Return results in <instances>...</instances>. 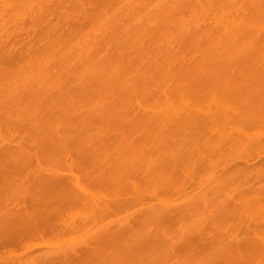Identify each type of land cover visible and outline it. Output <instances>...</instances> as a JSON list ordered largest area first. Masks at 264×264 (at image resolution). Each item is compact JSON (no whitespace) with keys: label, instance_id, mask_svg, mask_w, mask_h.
I'll return each instance as SVG.
<instances>
[{"label":"bare ground","instance_id":"obj_1","mask_svg":"<svg viewBox=\"0 0 264 264\" xmlns=\"http://www.w3.org/2000/svg\"><path fill=\"white\" fill-rule=\"evenodd\" d=\"M257 67H262V69L264 71V0H0V81H4V84H1L2 82L0 83V91H1L0 95L4 93L3 95H5L4 97H6L4 100H7V102L3 100L4 103L2 101L3 104L1 105L2 107H0V108L1 109L3 108L5 111L2 112V110H1L0 112L5 113L3 115H5V117H8V118L3 117V119H5L6 121L9 119L8 122L3 121V119H2V122L7 123L6 125H8V126H6V128L11 129L12 126H9V124H13L10 120L15 121V118H13L15 115L14 110H18L17 108H19V112H20L21 108H23L21 112L22 113H23V111L25 113L27 112L26 115H24V116L33 115L36 110L38 111V113L36 111V114H34V116L36 118V115L38 114L37 118L38 119L41 118L39 120L36 118L38 120L37 122H38L39 128H40L39 133H41L44 137L46 136L45 138L49 137L46 139L47 144L51 145V148L53 147L51 149L52 151L58 150L57 152H59V153H56L57 155H54L55 153L48 154L49 153L48 152V153H46L47 155H45L43 152V149H42L43 147L39 148L40 146L43 145L41 143L39 144V142H42L41 141V139H42L41 134L36 133L38 135H35V136H37V137H35V136H33L34 131L31 132L32 135H30V136H33L37 139V140L35 139V141L33 140L34 141L33 143H34V145L35 144L37 146L39 145L38 147L36 145L35 146H36V148H39L38 150L41 151L40 153H42V156L44 154L43 157L45 159L48 157V155L53 156V159H51V157H48L49 159H47L50 161L49 163L51 165H53L52 166L53 168L52 167L51 168L45 167L46 171H47V169H49L51 171V173L50 172L47 173V172H45L44 167H40V168H42V169H39L40 173H41V170H44V171H42L43 172L42 175H40L39 173H34L31 175L30 180L32 181V183L34 185V191L36 193L48 192L49 190L54 189L55 193H57V195H59V197H61L62 200L64 198L67 199L68 202L66 201V203L69 204L72 200H74V202H72V203H74V205H73V206H75L74 208H76V206H78L77 209L81 208L80 211L83 210L85 212V214L82 213L83 211L81 212V214H83V216H82V215H80V213L78 211V213H79L78 220L81 218V220L78 224H75L76 221L72 222L73 220L71 218L72 221L68 220L69 224L65 225L68 229L72 230L74 233H75V231H77V233H79L78 231H81L82 229H83L82 231H84L87 226L93 224V222H92L93 218L94 219L98 218V217L102 218L106 214L105 212L107 211V208L111 209L112 206L121 207L122 209H125L126 207L123 204H126L127 207L131 206L134 208V207H136V205L138 207V204L141 206V205H145L146 202H149V204L151 203L152 197L156 196V193L154 194V192H153V191H155L154 189H155L156 185H153L154 186L153 187L152 185H150V183L151 184L154 183L155 174L157 176H159L158 170L155 171L157 166L154 167V165H156V164L154 163V165H153V162L155 160L157 163V160H158L159 161L158 163H160V160H164L167 157V155L163 151L160 152V150L162 148L161 146L163 145V142H165L164 139L167 136H170L169 135L171 133L170 129L173 128L172 126L174 123L171 122L172 121V114L171 113L173 111L174 112L176 111V114L174 112H173V114H175V115L179 114L180 115V118H179V115L175 116L177 119L178 118L182 119L181 123H179L180 121L178 119L177 121H179V122L174 124L176 127L175 131L176 132L179 131L178 133L183 132L188 127L194 128V129L198 128V127H196L197 123L207 124V122H209L211 120L210 123L212 124L213 119L218 121L216 116H218L217 113L219 112V114H221V117H225V119H223V122L225 120H226L225 122H228V121H231L233 119L231 121V123L234 125V126L232 125L233 127L228 126V130L226 128H223L224 129V130H222L223 133L220 130L221 134H224L225 137H227L228 136L227 134L229 133V128H231L232 130L230 131L229 136L231 138L235 139L236 142H238V145H236V146H240L239 144H241V143H239V141L240 142L241 141L246 142V140L250 137L247 140L248 145H247V142L244 143L245 149H247V150L249 149L248 151H250V149L251 150L253 149L252 151H254L256 146L258 148V145H259V148H261L260 146H262L263 145L262 143H264V140H263L264 139V135H263L264 133L263 132L259 133L263 137H261V136L258 137V134L253 135L254 133L253 134L250 132L247 133V131L244 130L248 136V138H247V136L245 137L246 138V140H245V139H243L244 138L243 137L244 131L242 133V131H241L242 128L237 129V130L235 129L236 125L244 124V122L247 124V122L251 121L252 125H254L256 123H264V122H262V120H264V117H263V114H261V113H264V108H260L261 110L259 109L261 111V113H260L259 110H254V109H252V107H249L250 111H251V109L253 111V112L252 111L250 112L249 109H247L245 105L241 106V108H240V105L239 106L236 105L237 104L236 101H239L237 99V97L238 96L240 97L242 95V93L240 91L241 89H239L240 87H242V86L246 87L247 85H249L250 87H249L248 92L246 91V89H248V87H246V89L244 88L242 92L243 93L246 92L247 95L248 94L250 95V91L252 90L251 89L252 85L253 86L254 85L260 86L261 85V84H258V82L256 81V79L258 80V78L255 76V73H250L248 71L250 69L252 70L253 68H257ZM255 70L254 71L252 70V71L255 72ZM263 71L261 72V70L258 69V71H256V73L259 72L258 76L263 77V75H264ZM227 72H230V75H236L235 76L236 81H234L235 79L233 80L236 83L241 81L239 79H242L241 78L242 76H243V80L244 79H247V80H245L244 83H242L243 82V80H242L241 85H240V83H237L238 85L236 87L238 89L235 87V89L231 88V90H229V88L226 87L227 84L225 85L224 88L220 89V86H224V85L220 84V82L218 84L217 79H214V78L220 77V80L219 79L218 80L221 81L222 75H224L223 76V78H224L225 76H227V75H225V74H228ZM244 72L250 73V76L253 75L254 77H256V79H253V77H252V79H249V76L245 77L247 75H245ZM195 73H196L195 76L198 75L197 78L195 76H192L191 78L193 80H197L199 78L198 79L199 81L197 80L198 83L195 82L198 86H196L194 82L192 84H194V86H196V88L198 87V90H199L198 93H200L201 94L200 96H202L203 98L200 97L199 95H196V92H194L193 89L191 90L189 88V90H184L186 92L183 91L184 86H186V88H188V85H186L187 82H185V81H188V79H185V78H188L187 75H194ZM259 74H263V75H259ZM200 76L203 78H201ZM204 76L206 77V79L204 78ZM228 76H229V74H228ZM262 77H260V78H262ZM194 78H196V79H194ZM203 79L208 80L209 82L205 81ZM210 79H214L216 81L214 82V80H210ZM227 79H228L227 82H230L228 77H227ZM230 79H231V82L233 83L232 78H230ZM202 80H203V82H202ZM252 80H254L257 83L251 84ZM261 80L263 82L262 85L264 86L263 78ZM200 81L203 85H201ZM222 81L224 83V81H226V79L224 78V79H222ZM180 82H181V84H180ZM209 83H211V84H209ZM213 83H214V85H212ZM192 84L189 86L192 87ZM199 84H200V86H199ZM5 85L7 86V88L5 87ZM94 85L98 86L99 89H100V87H102V89H100V90L101 91L103 90V92H102L103 94L105 92V94L102 95L101 98L100 97L97 98L98 94H96V93L98 91V88L96 87L97 88L96 89ZM179 85H181V87ZM204 85L207 87L212 85V87H209V90L211 91V89H212V91L208 92L209 91L208 88L206 89V87ZM215 85H217V86H215ZM232 85L235 86V84H232ZM1 86L4 87L8 93L7 92L5 93V91H3V93H2L1 89L4 90V88H2ZM8 86L10 87L9 90H7L9 88ZM201 86H204L203 91H202V89H200ZM229 86H231V85H229ZM233 86H231V87H233ZM260 87L255 88V86H254V89H256V90L259 89V90H258V92L256 90L251 92L253 95H255L254 96L255 98L257 96L256 94L259 95L257 97L264 95L263 94L264 88L260 89ZM74 88L80 90L81 93H82V90H85V91H87L85 94H87L88 92H93V94H91V93H90V95L88 94L89 95L88 98H85L87 95L84 94L85 95V97H84L85 99H84L83 96L80 95V93L78 94L79 91L77 90L78 91L77 92ZM70 89H71V92H69ZM93 89H96L97 91H95ZM180 89L184 93H182L180 91ZM72 90H73L74 94L72 93ZM85 91H83V93ZM94 91H95V93H94ZM215 91H217V92H215ZM237 91L238 92L240 91V92L238 93ZM260 91L262 94L259 93ZM180 92L182 93V95ZM222 92H224V93H222ZM225 92L229 93V94L225 95ZM98 93L100 96L101 92L98 91ZM192 93H195V94H192ZM214 93L216 96L218 95V97H215ZM230 93H231V95H233L232 98L236 99L235 101L233 100L234 102L231 101L232 99H230L231 98ZM69 94H70V96H69ZM94 94H96V95H94ZM184 94H187V95L184 96ZM236 94H237V96H236ZM245 94H243V95H245ZM77 95L79 97H77ZM91 95H92V97L97 96L96 97L97 100L95 99V97L92 98ZM174 95H176V96L179 95V97H178L179 99L182 98L183 102L180 100L181 104H183L184 101L185 102L188 101V104L184 103L187 105L183 107V105H184L183 104V105H181L183 108L178 106V107H176L177 109H175L174 107L176 106L177 102L175 103V105L174 104L172 105V103H174V101H176L175 99H172V97L174 98ZM191 95H193V96L191 97ZM224 95L227 96L226 97L227 101H231L233 104L236 103L235 105L237 107L235 109V113H236L235 115H233V111L230 108H228L229 112H227V108H224L225 107L224 105L226 104V102H224V101L222 102V100L219 99L221 96L223 98ZM253 95L251 97H253ZM65 96L67 97V99H64V98H66ZM207 96H208L209 100L212 101V107H211L212 110L214 107H216V104H218V105L221 104L220 106H217V108L220 107L223 114L220 113V110L219 111L217 110L218 112L213 110L214 111L213 112L212 110H210L211 109L210 108L209 113L212 114V116L211 115H209V116L213 117V119H211L208 116L203 115V114H206L205 112H207V110L204 111V107L202 108L201 106L200 107L202 108V110L201 109L198 110L199 106L196 108H197V111H201V112H198V114L200 113V115L202 114L203 116L202 115L199 116L198 114L196 115V114H194L195 112H193V114L188 112V110H189L188 108H190L191 111H193V109H194V111H196V108H192V107H195L198 103L196 105L194 103L197 101L198 102L201 101V99H205ZM2 97L3 96L1 95V98ZM89 97L91 98V100L89 99ZM243 97H245V96H243ZM68 98H70L69 99L70 101L73 99V101L70 102L68 100ZM208 98H206L207 100H202V102L205 103L207 101L208 103H211L208 100ZM210 98H212V99H210ZM241 98L242 97H240V99ZM28 99L37 100V101H35L36 103L33 101L34 102L33 106H30V107H32V109H35V111H33L32 109H30L31 111H28L29 110L28 106L30 104V103L27 104ZM48 99L50 101H53V100L54 101L51 103L48 101ZM74 99H76V100H74ZM80 99H82V100L79 101ZM83 99L87 101L86 103H88L89 110H91L89 112V115L91 114V112L95 114V112L96 111L98 112V110H99L98 113L99 114L101 113L100 116L102 117V118L99 117V114L97 115L98 118H100L97 120H99L100 123L103 122V123H101L102 125L100 123L98 124L99 121L97 122V129H98V125H101V127H99V128H101L102 131L100 130L101 131L100 132V131H98L99 130L98 129V130H96V132L98 131V133H96V132L94 133V134H100L103 132V134H101L102 137L99 135L98 138L97 137L94 138L95 141L97 140L96 141L97 146L95 145V147L99 146L98 148L105 149L103 152V155H100V156H102V159H101V157H99L100 160L95 158L98 163L95 161V159H93L95 156H93V154H92L93 151L91 152V149L89 150L87 148V150H84L89 145H91V148H93L92 147L94 145L93 144V137H92L93 134H91L89 131L87 132L86 130L83 131L84 133L80 132V130H78V125L76 127H75V124L73 125V123H76V122H74L75 119H76V121L77 120L79 122L81 121L80 117L87 118V119H85L87 121H88V119H90V118H88L89 115H88L87 111L85 112L86 107L84 108L85 110H83L84 112L80 111L76 114V117L79 114V116H78L79 119L74 117L75 113H74V116H73V114H70V116L72 115V117L75 118L74 121L71 120L73 118H71L70 116H68L66 114L69 110H66V112L64 113L65 109H67L66 104L73 103V102L78 103V104H82L85 102ZM87 99L90 102H88ZM98 99H101V100H99L100 102L98 101ZM102 99H104V101H102ZM171 99H172V101L174 100L172 103H170ZM192 99H194V100L196 99V100L194 101ZM198 99H200V100H198ZM1 100H0V102H1ZM62 100H64V101H62ZM93 100L94 101L96 100L95 101L96 106L94 105V110L92 107ZM224 100H225V98H224ZM24 101H26V102H24ZM189 101H193V103L190 102L191 103V105H190ZM217 101H221L224 105H222V103H220V102H219L220 104L217 103ZM244 101H246V100H244ZM19 102L22 104H20ZM23 102H24V104H23ZM55 102H56L55 105L58 104L57 107L55 105H52ZM105 102H108L112 106L111 108L114 109V110L111 109L112 110V113H110L111 115L106 113L107 114V116H106V114H105V111L109 110V109H107V110H105V109L110 107V106H107L106 104H104ZM37 103L40 106H38V105L36 106ZM44 103L47 104L46 107H48V108H49V106H51L50 108H53V106H55V108H53V109L47 108L48 111L46 109L44 110V108H46L43 106V105H45ZM12 104H13V106H12ZM59 104H61L60 107H62V105L64 107L60 108ZM170 104H171V106H170ZM193 104L195 106H193ZM7 105H9L10 107ZM24 105H25V107H22ZM89 105H91V106H89ZM166 105H168L169 107L167 108ZM97 106H99V107H97ZM172 106H174V107H172ZM205 106H208V105H205ZM242 107H244V108H242ZM37 108H41V109L38 110ZM57 108H59L60 110L58 109L59 111H57V112L51 111L54 109L57 110ZM169 108H170V111H168ZM171 108H174L175 110L173 109V111L171 112ZM95 109H97V110L95 111ZM180 109L182 111H180ZM206 109H208V108L206 107ZM238 109H240V110H238ZM244 109L246 111L248 110L250 113H252V115H250V113L248 111H247V115H249V117L247 115H245L246 113L242 114L245 111ZM183 110H185V111H183ZM9 111L11 113L14 112V114L9 113ZM45 111L48 113L47 115L45 114L46 113ZM32 112H33V114H32ZM97 112H96V114H97ZM109 112H111V111L109 110ZM186 112H188V113H186ZM255 112L257 113V115L258 114H260V115L259 116L255 115L256 114ZM1 113H0V116H2ZM39 113H41V114L44 113V114H42V117L43 118L45 117L44 120L42 119V117ZM57 113H58V116H56V120H58V122L60 120L62 121V122L60 121L61 123H64V121H66V120L68 121V123L65 122L66 123L65 126L63 124H60V127H59L60 122L58 123L57 121L54 120L55 119L54 114L56 115ZM83 113H85V114L87 113L86 115L84 114L86 117L83 116ZM7 114H11V115H13V117L12 116H6ZM60 114H61V116L59 117ZM65 114L67 115V117H70L71 119L67 118L65 116ZM81 114H82V116H81ZM214 114H217V115H215V117H214ZM230 114H231V116H230ZM44 115H46V116H44ZM48 115H49V117H48ZM51 115H52L53 119L51 117L52 121L50 122V116ZM243 115L246 116L244 121L242 120L243 119L242 117H245ZM261 115H262V117H261ZM28 116H27V119H26V117L24 118L26 123H24V121H22L24 123V125L22 126L23 128L26 125L28 127H30L29 130H27V132L32 130L31 129L32 126H30V125H32L31 122L28 125V122L32 121V119L30 120V118H28ZM64 116L67 119L63 118ZM161 116H163L162 119L163 118L165 119V120H163V122L160 121ZM229 116H230V120H229ZM250 116H252L253 119ZM254 116H257V117H254ZM46 117L48 120V124L51 123L50 126L47 124V121L45 122ZM57 117H59V119H57ZM114 117H116L115 118L116 120H117V118H118V120L121 119V123H119L118 126H117L118 121H116L114 119ZM261 118H263V119H261ZM259 119H261V120H259ZM19 121L20 120H18V122H15V123H18L19 125H21L22 122L19 123ZM34 121H36V120H34ZM69 121H72V122H69ZM78 121H77V123H79ZM83 121H84V119H83ZM114 121H116V123ZM182 121L185 123V126H184V123ZM112 122H114L113 124L116 125V128H119V127L120 128L119 129L114 128L115 126L112 124ZM240 122H241V124H237ZM105 123L106 124L108 123L107 125L109 126V128H107V125ZM161 123H163V126H165L167 123L169 124V125L168 124L166 125L167 127L165 126V129L167 128L168 131L165 130V132H164V130H160V129L164 128L161 125ZM68 124H70L72 126H70ZM81 124H84V122L79 123V126ZM103 124L105 127H103ZM213 124H215V125H213ZM213 124L212 125L214 126V128L211 127V129H214L213 131H215V129H216L215 126L217 124L218 125L217 131H219V128H220L219 123L214 122ZM62 125H63V128H62ZM179 125H181V127H179ZM15 126L17 127V124H15ZM27 126L25 127L26 129H27ZM51 126H53V129ZM95 126L96 125H94V129L96 128ZM199 127H200V125H199ZM20 128H21V126H20ZM75 128L82 135L77 134L78 133L77 131L74 132ZM41 129H42V131L45 130L44 133L46 135L42 133ZM68 129H70V130H68ZM158 129L160 131H162L163 133L158 131ZM51 130H53V134L51 133L52 132ZM105 130H107V131L110 130L109 132H112L111 130H114L115 132L109 133ZM117 130H119L118 135H116ZM65 131L69 134H72V136L65 133ZM94 131H92V132H94ZM224 131H225V133H224ZM72 132L76 133V135L75 134L73 135ZM166 132H168V133H166ZM240 132H241L242 136H240L241 134L240 135L238 134ZM31 133H28V134H31ZM56 133H58L59 137L57 136ZM62 133H65L66 136L68 135L69 137L68 136L65 137V134H62ZM123 133H124V135H123ZM135 133L137 135L138 134L142 135L143 139H144V141H146V143L148 141L147 144L150 145V146L149 145L146 146L147 148H149L148 150H146L145 147H143V145L140 143V141L137 140V138H135V137H137V135L136 136L134 135ZM158 133H160V134L158 135ZM34 134H35V132H34ZM60 134H62L63 136L60 137L61 136ZM161 134L164 135V138ZM251 134L257 140L254 139L251 136ZM0 135H1V132H0ZM53 135H54V138H53ZM165 135H167V136H165ZM220 135L218 136V138L219 137L221 138L222 136H224V135H221V136ZM237 135H239V136H237ZM78 136H80V137L78 138ZM110 136H111V138L113 137V139H110L109 138ZM130 136H132V137H130ZM160 136H161L162 141H161V139L159 140ZM235 136L240 137V139L238 138V140H237ZM33 137H32V139H33ZM72 137L74 138V141H72L73 140ZM99 137H101V139ZM114 137H115V140H114ZM150 137L153 139V141L158 139L155 142L152 141L154 144L157 143V144H155V146H153L152 143H150V141L152 140ZM157 137H159V138H157ZM251 137L253 138V141L251 140L252 139ZM2 138H4V137L2 136L1 140H0V142L1 141L3 142V143H0V161L2 163V164H0V169L2 170L1 166L3 164H5L7 167H9L8 164H6L7 160L11 161L15 164H18V165L19 164L24 165V162H23L24 158L20 159V157H19V156L24 157V155H20L21 150L25 151L24 149H22L24 147V145L22 143H20L17 145L19 148H17V147L15 148L14 146L9 145L10 143H8L10 141L12 142V140H8V139L4 138L6 141H8V142L5 141L6 142V144H5L3 141L4 139H2ZM64 138H65V140H66V138H68L66 140L67 142L64 140ZM102 138H104V139H102ZM223 138H221V139L223 140ZM228 138L229 137H227V139L225 138L224 140L230 141L229 139H231V138H229V139ZM32 139L30 141H32ZM51 139H53V140H51ZM69 139H70V141H69ZM148 139H150V140H148ZM38 140H39V142H38ZM101 140H102V143H101ZM109 140H112L114 142L115 146H112L114 144L111 141H110L111 142L110 143ZM48 141H51V142L49 143ZM259 141L262 145H260ZM56 142H57V144H56ZM68 142H69V144H68ZM107 142H108V144H107ZM119 142H121V144ZM158 142H160V143H158ZM217 142L219 145H221L222 141L219 140ZM230 142H228V144H230L231 149H232L235 145H233ZM249 142H250V144H249ZM87 143L89 145H87ZM103 143H105V144H103ZM129 143H131V144H129ZM136 143L139 145H137ZM225 143H227V142H225ZM255 143H257V144L255 145ZM14 145H16V144H14ZM124 145H126V147ZM54 146L57 150L54 148ZM127 146H129V147H127ZM246 146H247V148H246ZM83 147H85V148H83ZM122 147L125 149L124 151H126V153H125V155L123 153L124 156L121 155L122 156L121 157L119 155L122 154L123 151H120L121 152L120 153L119 150H122L123 149ZM59 148H60V150H59ZM73 148H74V151L72 150ZM108 148H109V150H108ZM117 148H118V150H117ZM137 148L139 150H137ZM140 148H142L141 149L142 151L140 150ZM159 148H160V150H159ZM69 149L72 152L68 151ZM76 149L78 150V152L76 151ZM111 149H112V152H110ZM132 149H134V150H132ZM62 150L67 152V153L70 152L68 154H71V156L65 157V155H67L66 153L62 156V154H60V152ZM115 150H116V152H115ZM156 150H159V151H157L158 153L156 152ZM83 151H87V152L84 153ZM89 151L91 152V153H89L90 155L86 154ZM145 151H147V152L145 153ZM252 151H250V152L253 153ZM136 152L139 154H137ZM140 152H141V154H140ZM148 152L150 153V155L152 154L151 156H149V157L153 158V159L151 158L152 161H149L147 159V158H149V157H147L149 155ZM159 152L162 155L159 154ZM250 152H249V155H250ZM255 152H256V150H255ZM258 152H256V153H258ZM131 153H133V154H131ZM72 154H74V155H72ZM109 154H110V157L108 158ZM114 155H116L115 156L116 159L113 157ZM132 155H134V156H132ZM138 155H142L145 158H143L142 156L138 157ZM156 155H158V156L155 157ZM159 155L161 158L159 157ZM104 156L106 158H104ZM69 157L70 158L72 157V158L70 159ZM54 158H56L55 161L57 162V164H59V161L60 162L62 161L64 163L66 161L68 162L69 160H71L70 163L68 162L69 165H66L65 163L64 164L66 166H68L69 168H70V166H71V168L73 167L72 169H74V167H75V170H73L74 172H72V169H69V171L71 170L70 173L66 174V171H68L66 169H68V167L67 168H66V166L61 167L60 166L62 164L61 163V164H59V166L61 167V171H63V170H66V171L60 173L61 172L60 167H58L59 170H56L53 173L54 168L57 169V166H58V165H56ZM61 158H63V159H61ZM65 158H67V159H65ZM90 158H92L93 160ZM133 159L136 160L135 163H134ZM138 159H140V160H138ZM104 160H106L108 162H106ZM115 160H117V161H115ZM146 160H148L147 164H149L150 162L152 163V166H150V168L153 169L152 173H151L152 170L149 168V166L146 165ZM248 160H246V162ZM4 161H6V162H4ZM93 161H94V163H93ZM99 161H100V163H99ZM119 162L123 166L120 165ZM136 162H138L139 164ZM107 163H110L109 166ZM133 163L135 164V166ZM104 164H106L107 167H105L106 165H104ZM115 164H116V166H115ZM125 164L127 165V167ZM102 165H103V167H102ZM146 166H147V169H150V171H148V170L146 171L143 169ZM95 167L97 168L96 171H95ZM112 168H114V169H112ZM119 168H121V169H119ZM128 168L131 172L128 171ZM104 169H108V170H104ZM137 169H138L137 173H139L140 176L142 175L141 176L142 178L139 177V179H138V177L136 176V178L134 180L137 179L138 181H141V179H143L142 182H145V180H148V182H150L149 180H151V179L153 180V181L151 180L153 183L152 182L147 183V184H149L148 186L152 187V190H149V191L153 192V194L147 193L148 192L147 187L145 186V188H146L145 189L142 186V185H147V184H143L141 182V184H140L141 187H139V188L141 189L142 193H143V191L146 193V195H145V193H143L145 198L142 196L141 199H138L141 197V191H139L140 189L138 188V190H136L138 185L135 189L134 188L130 189V188H127V187H129V184H128V186L126 184L127 182H129L128 181L129 179H130L129 183L131 185L130 187L140 183L138 181H137L138 183L135 181L134 183L131 184V179L133 177H135L133 175V173L136 172ZM1 170H0L1 174H4V172H2L3 170L2 171ZM100 170H102V171L100 172ZM125 170H127V171H125ZM58 171H60V172H58ZM113 171H114V173H112ZM120 171H122L123 173L125 171V175ZM142 171L145 173L142 174L143 173ZM146 172H149V173L146 174ZM1 174H0V178L6 176L5 174H4L5 176H3ZM118 174L121 175L123 180L121 179L120 175H118ZM122 174H123V176H122ZM128 174L129 175L131 174V178H130V176H128ZM115 175H116V177H115ZM143 175H145V176H143ZM126 176L129 177V179H126ZM146 176L148 177V179ZM160 177H157L156 179H160ZM207 178H209V176H207ZM207 178H206V180H207ZM111 179H113V180L116 179L115 181L119 180V182H117L118 186L115 184V181H113V180L111 181ZM124 179H126V180H124ZM210 179H211V176H210ZM4 180H5V178H4ZM120 180L124 181L123 186H122L123 182L121 181L122 182L121 183ZM208 180L204 181V184H203L204 186H202L203 187L202 189L205 188L204 191L207 188L209 191L214 189V188L210 189L211 184L205 185V183L209 182ZM157 181H159V180H157ZM102 182H104L105 184H103V185L99 184ZM93 183H94V185H93ZM96 183L99 185H102L103 189L100 188L101 190H99L98 189L99 186H97ZM120 183H121V185H119ZM156 183H158V182H156ZM202 183H203V181H202ZM125 184H126V187H124ZM95 185L97 186V188ZM207 185H208V187H207ZM93 186L95 187V190H97V192H95V190L93 192V189H94ZM104 186L105 187L111 186L110 187L111 189L108 188V190H107V187L105 188ZM115 186H117V187H115ZM122 187L125 188L124 189L125 192H123ZM142 188H143V190H142ZM13 189H14V187H13ZM15 189H16V187H15ZM55 189H57V190H55ZM115 189L119 190V192L121 189V192L119 193V192H117V190L115 191ZM129 189L132 190L131 193L135 194V195L133 194V196L135 197L134 198L135 200H133L131 196L128 197L129 192H130ZM16 190H17L16 193H19L18 191H20V193H22L21 190H19V188H17ZM106 190L107 191L110 190L109 194H111V195H112V193H111L112 190L115 191V192L113 191V193H115V194L118 193V194H116V196H115V194L112 195L113 197L117 198V199L114 198V200H112L113 203H112V201H110L107 198L106 199L109 202L104 200L105 196L102 194L106 193L107 192ZM146 190H147V192H146ZM102 191H103V193H102ZM204 191L202 190L203 194H204ZM60 192H63L65 194H63V193L60 194ZM127 192H128V195H127ZM137 192H139V194ZM202 192L200 193V195H202L203 197L205 196V197L201 198L202 196L200 197V195H199L201 200L202 199L203 200L202 201L198 200V201H199V204L204 206L203 201H204V199L206 201L207 195L206 194L203 195ZM93 193H96L95 195H97V193H98L97 198L94 197L95 201H93L94 200L93 199ZM252 193L254 194V192H252ZM62 195H63V197H62ZM65 195H68V197ZM124 195L126 196V198L123 201ZM150 195H151V198H150ZM102 196H104V198ZM252 196L253 195H251V197ZM120 197H122V199ZM99 199L101 201H99V202L96 201ZM245 199H246V197L244 198V200ZM121 200H122V202H121ZM244 200L241 199V201H244ZM141 201H142V203H141ZM143 201H145L144 202L145 204L143 203ZM198 201L194 200L195 204L192 202V204H194L193 207L196 205L194 208L196 209V207H197V210L192 208L191 203L188 204V206L190 205V211L191 210L192 211H194V210L199 211L200 210V206L198 204ZM208 201H209V199H208ZM245 201H247V199ZM245 201L243 202L244 204L246 203ZM207 202H205V203H207ZM248 202L250 203L251 201L249 200ZM248 202L246 203V207L248 205ZM66 203H64V206H66ZM72 203H71V205L67 204V206H69V207L72 206ZM76 203H77V205H76ZM130 203H132V204H130ZM257 203H258V200H257L256 204H255V201L253 203L251 202L250 203L251 207H249V206L247 208L245 207L244 211L246 212V209H247L248 213H249V211L250 212L253 211V213H252L253 215L250 213L248 216L250 217V215H252L251 218L254 217V219H255V217H256L257 220L262 221L260 219V217L263 216L262 215L263 210L260 209V207L262 208V206H260L258 204L259 205V207H258ZM207 204L209 205L210 203L208 202ZM240 204L242 205V202H240ZM252 204H255V205H252ZM109 206H111V207H109ZM154 206H155L154 204H150L145 209H144L145 206H142L143 207L142 209H138L140 211H142L144 209L141 212V214H138V210H137V212L135 211L133 218L131 217L132 219L128 220L129 222L128 221L126 222L125 220L122 221V224L128 223L126 225L123 224L121 227L117 228L121 224V222L119 221L118 226L116 227L117 229L115 227L112 228L113 225L110 226V228H105L104 231H107V232L103 233L104 236L101 235L102 243L108 244V242H109V244L110 243L111 244L112 243L113 244H116V243L119 244V242L121 240L123 242V239L125 241L126 240L129 241L130 239H129V237H127L128 233H130V234L132 233L131 235L133 236V234L136 230V234L138 233V235L135 234V236L138 238L139 242L143 243V241H140L139 238L142 240L144 239V241H145V238L148 237L147 238V240L149 241L148 243H151L152 245L154 243L156 244L160 241V240L158 241V239H160V234H159L160 224L159 223L160 222L164 223L165 220L167 221L170 217H175V216L179 215V212H180V215L182 213L181 216H183V214L186 216L185 211H187V210H185V209H188V206H186V205H184L183 208L180 207L179 209H178V207H176L178 210L175 209L174 207L172 208V205H165L164 210H160L156 206L155 207ZM198 206H199V209H198ZM253 206L257 207L256 209H260L262 213H260L258 210H255L253 208ZM121 208H116V209H121ZM207 209H210V208H208V206H207ZM140 211H139V213H140ZM209 211H212V210H209ZM255 211H258V213L256 212L257 214H255ZM30 212L31 211L28 212L27 216H25L23 218L21 217L22 220L20 218H17V221H15L16 227L14 225L13 226L15 228H18V227L22 228V226H24L23 228H25L24 222H26V220L24 218H26V219L29 218V220L35 218L34 215L32 214V213H34V211L31 213ZM212 212H211V215L212 214L214 215V212L213 213ZM196 213L197 212H195V214ZM208 213H210V212H208ZM98 214H99V216H98ZM136 214H138V215H136ZM187 215H189V214H187ZM190 215H193V214H190ZM258 217H259V219H258ZM262 219H263L262 222H264V216ZM23 220H24V222H23ZM29 220H27V221H29ZM35 220H33V222ZM18 221L22 225L20 223H18ZM31 221L32 220H30L29 222H31ZM134 221H136V222H134ZM0 223H1V221H0ZM157 223H158L157 226L153 225V224L156 225ZM162 224H161V226H162ZM152 226H154V228H152ZM146 227H148V228L150 227L152 229V231L155 228L158 229V230H156V229L154 230V231H157L155 233L156 235L153 234L154 231H153V233L151 231H147L149 229L148 228L146 229ZM26 228H27V230H29L28 225L26 226ZM141 228H143V229L145 228V229L139 230ZM109 229H111V231ZM138 230L142 231V233H143V234H140V236L141 235L145 236L146 233H144V231L146 230L145 232H151L152 235L150 233H148V234H150V236H152V237H149V235L148 236L146 235V237L142 236L144 238L138 237L139 236ZM91 235H93V234H91ZM124 236H126V238ZM104 237H105V239H103ZM119 238H121V239H119ZM118 239H119V242L117 241ZM89 240L85 242V243L88 242L85 245H84V243H82L83 245L81 246V243H80L81 248L79 246L77 247V245H76L77 249H79V250H75L73 254L67 253L66 251H63V250H59L57 252H49L46 255V257H49V259H46V261L56 260L57 263H62V264H68V263L69 264L70 263H72V264L73 263L74 264H78V263L84 264V263H82L83 261H80L82 258L86 257L87 255L93 256V253H92L93 252V237H92V239L90 238ZM153 241H154V243H153ZM259 241L261 242V240H259ZM98 242L101 243V241H98ZM132 242H134V241L132 240ZM257 242H258V240H257ZM260 242H258L260 244V246L264 247V242L263 241H262L263 243H260ZM124 243H123V245H125ZM113 244H112V246H113ZM127 244H129V242H127ZM130 244L128 246L133 247L132 246L133 244L131 243V241H130ZM137 245L138 244H136V246Z\"/></svg>","mask_w":264,"mask_h":264},{"label":"rangeland","instance_id":"obj_2","mask_svg":"<svg viewBox=\"0 0 264 264\" xmlns=\"http://www.w3.org/2000/svg\"><path fill=\"white\" fill-rule=\"evenodd\" d=\"M256 69V70H255ZM258 69L259 70H261V72L263 71V69H262V67H257V68H253L252 70L254 71L255 70V72H253L251 69L250 70H248L250 73H255V76L258 78V80L256 79V77H254L253 75H251L250 76V73H248V72H244L245 73V75H247V76H245V77H248L249 76V79H252V77H253V79H256V81L258 82V84H261L260 86L262 87L263 85H262V78H263V81H264V75L263 74H259V75H263V77L262 76H258V73L259 72H257L256 73V71H258ZM247 71V70H246ZM222 72V71H221ZM228 74H229V76H228V74H225V75H227V76H225L224 78L226 79V81H224V83H223V81H222V79H224L223 78V76L224 75H222V78H221V81H219L220 80V77H215L214 79H217V83L219 84V82H220V84H222V85H224V86H220V89L221 88H224L225 87V85H226V87H228L229 88V90H231V88H233V89H235V87L238 85L237 83H240V85H241V81L243 80V76L241 77L242 79H239V80H241V81H239V82H234V81H236V75H230V72H227ZM263 73H264V71H263ZM196 75V73L194 74V75H187V77L188 78H185V79H188V81H185V82H187L186 83V85H188V88H186V86H184V88H183V91L184 90H189V88L192 90L193 89V91L194 92H196V95H201L200 93H198L199 92V90H198V87L196 88V86H198L195 82H197L198 83V81L197 80H193L191 77L192 76H195ZM244 75V74H243ZM198 76V75H197ZM197 76H195L196 78H197ZM201 77V76H200ZM227 77L229 78V80H230V82H227L228 81V79H227ZM251 77V78H250ZM260 77H262V78H260ZM183 78V77H182ZM196 78H194V79H196ZM201 78H203V77H201ZM204 78L206 79V77L204 76ZM230 78H232V81H233V83L231 82V79ZM205 79H203V80H205ZM208 79V78H207ZM214 79H210V80H214ZM219 79V80H218ZM248 79V80H249ZM203 80H202V82H203ZM245 80H247V79H244L243 80V82L242 83H244V81ZM205 81H208V80H205ZM216 80H214V82H215ZM250 81V80H249ZM261 81V82H260ZM2 82V83H1ZM195 83V85L196 86H194V84H192V83ZM209 82V81H208ZM211 82V81H210ZM213 82V81H212ZM247 82V81H246ZM253 82V83H252ZM252 82H251V84H256L257 82H255L254 80H252ZM0 83L1 84H4V81H0ZM192 84V87L191 86H189V85H191ZM200 83H201V81H200ZM206 83V82H205ZM180 84H181V82H180ZM209 84H211V83H209ZM232 84H235V86H233ZM247 84V83H246ZM245 84V85H246ZM185 85V84H184ZM201 85H203L202 83H201ZM208 85V84H207ZM212 85H214V83L212 84ZM212 85H210V86H205L206 87V89L208 88V90H209V87H212ZM229 85H231V86H233V87H231V86H229ZM239 85V86H240ZM95 86V85H94ZM93 86V87H94ZM180 87H181V85H179ZM199 86H200V84H199ZM204 86H201L200 87V89H202V91H203V87ZM215 86H217V85H215ZM218 86V87H219ZM255 86V88H259L260 86H256V85H254ZM254 86L252 85V90L250 91V95L248 94L247 95V93L245 94V93H243L242 91H243V89L245 88L246 89V87H248V89H246V91L248 92V90H249V85H247L246 87H244V86H242V87H240L239 89H241L240 91H241V93H242V95L240 96V97H242L241 99H240V97L238 98L237 97V99L239 100V101H236V103H232L231 101H235L236 99H234V98H232V96L233 95H231V93H230V96H231V98L230 99H232L231 101H227L226 100V97L227 96H225V95H227V94H229V93H226L225 92V95H224V97L222 98V96L219 98L220 100H222V102L224 101V102H226V104L224 105L221 101H217V103H222V105H224L225 107L224 108H227V112H229L228 111V108H230L232 111H233V115H235L236 113H235V109H236V107L237 106H239L240 105V108H241V106H246V108L247 109H249V107H252V109H254V110H259L260 108H264V95H262V96H260V97H257V96H259L258 94H256L257 96H256V98L254 97L255 95H253L251 92L252 91H255L256 89H254ZM2 87V86H1ZM5 87L7 88V86L5 85ZM9 87V86H8ZM98 88V86H95V88ZM179 87V88H180ZM214 87V86H213ZM260 87V89H263L264 88V86L261 88ZM2 88H4V87H2ZM96 88V89H97ZM237 88V87H236ZM10 89V87L7 89V90H9ZM72 89V88H71ZM71 89L69 90V92H71ZM75 89V88H74ZM73 89V90H74ZM96 89H93V90H95V91H97ZM100 89H102V87H100ZM99 88H98V91L99 92H101L100 93V96H99V93H98V91H97V93L96 94H98L97 96H94L95 97V99H96V97L97 98H101L102 97V95H104L105 94V92H104V94L102 93L103 92V90L101 91ZM211 89V88H210ZM217 89V88H216ZM238 89V88H237ZM2 90V93H3V91H5V93L7 92L6 90H5V88H4V90L3 89H1ZM73 90H72V93H73ZM76 91L78 90V89H75ZM228 90V89H227ZM258 90L259 89H257L256 91L258 92ZM79 91V92H78ZM77 92H78V94L80 93V95H82L83 96V98L85 97V95H87L85 98H88V96L90 95V93L91 94H93V92H88L87 94H85L87 91H85V90H82V93H83V91H85L83 94L80 92V90H78ZM95 91H94V93H95ZM180 91H181V89H180ZM181 91L182 93H184V92H186V91ZM211 91H212V89H211ZM210 90L208 91V92H211ZM222 91V90H221ZM224 91V90H223ZM233 91V90H232ZM239 91V92H240ZM264 91V90H263ZM262 91V92H263ZM1 92V91H0ZM180 92V93H181ZM201 92V91H200ZM206 92V91H205ZM215 92H217V91H215ZM238 92V91H237ZM238 92V93H239ZM8 93V92H7ZM182 93H181V95H182ZM190 93V92H189ZM222 93H224V92H222ZM259 93H261V91L259 92ZM4 94V93H3ZM3 94H1L3 97V99L1 98V95H0V98L2 99H0L1 100V102H0V107H2L1 105L4 103V101H6L7 102V100H4L6 97H4L5 95H3ZM74 94V93H73ZM85 94V95H84ZM89 94V95H88ZM96 94H94V95H96ZM192 94H195V93H192ZM209 94V93H208ZM217 94V93H216ZM233 94V93H232ZM243 94H245V95H243ZM253 95V97H251L252 95ZM255 94V93H254ZM262 94V93H261ZM264 94V93H263ZM185 95H187V94H184V96ZM207 95V94H206ZM214 95H215V93H214ZM223 95V94H222ZM239 95V94H238ZM69 96H70V94H69ZM193 95H191V97H192ZM209 96V95H208ZM208 96L206 97V98H208ZM213 96V95H212ZM229 96V95H228ZM229 96V97H230ZM236 96H237V94H236ZM243 96H245V97H243ZM249 96V97H248ZM66 97V96H65ZM77 97H79L78 95H77ZM91 97H92V95H91ZM94 97H92V98H94ZM179 97V95L178 96H176V95H174V98L172 97V99H175L176 101H174V103H172L173 101H172V99H171V102L170 103H172V105L174 104L175 105V103H176V106L174 107V106H172V107H174L175 109H177L176 107H182L181 105H183L184 103H187L188 104V101L187 102H185L184 101V103L183 104H181V102H180V100L183 102V100H182V98L181 99H179L178 98ZM181 97V96H180ZM200 97H202V96H200ZM215 97H218V95L216 96L215 95ZM64 98V97H63ZM84 98V99H85ZM203 98V97H202ZM201 99V101H197V102H195L194 104L196 105L197 103V105L195 106L194 104H193V106H195V107H192V108H196V107H198L199 106V108H198V110L199 109H201L202 110V108L204 107V111H206L207 110V112H205L206 114H203V115H205V116H208L209 118H211V119H213V117H211L212 116V114H210L209 113V109L212 107V101H210L209 100V98H208V100L211 102V103H208L207 101L204 103V102H202V100H207V99ZM222 98V99H221ZM224 98H225V100H224ZM64 99H67V97L66 98H64ZM70 98H68V100H69ZM83 99V100H84ZM89 99L91 100V98L89 97ZM187 99V98H186ZM185 99V100H186ZM210 99H212V98H210ZM218 99V100H219ZM228 99V98H227ZM4 100V101H3ZM74 100H76V99H74ZM82 99H80L79 101H81ZM88 100V99H87ZM97 100V99H96ZM95 100V101H96ZM99 100H101V99H98V101ZM190 100V99H189ZM192 100H194V99H192ZM196 100V99H195ZM194 100V101H195ZM198 100H200V99H198ZM244 100H246V101H244ZM2 101H3V103H2ZM23 101V100H22ZM21 101V102H22ZM29 101V102H28ZM32 101V102H31ZM35 101H37V100H32V99H28L27 100V104H29V110L28 111H31L30 109H32V107H30V106H33L34 105V102ZM48 101L49 102H53V101H50L49 99H48ZM56 101V100H55ZM62 101H64V100H62ZM70 101V100H69ZM71 101H73V99L71 100ZM70 101V102H71ZM78 101V102H79ZM85 102L84 103H82V104H78V103H69V104H66L67 105V109H65V111H64V113L66 112V110H69L66 114L68 115V116H70V114H73V116H74V113H75V118H78L79 119V114L77 115V117H76V114L78 113V112H80V111H83V110H85V112L87 111V113H88V115H89V112L91 111V110H89V107H88V103H86L87 101L86 100H84ZM95 101L93 100V105H92V107H93V110H94V105H95ZM102 101H104V99H102ZM233 101V102H234ZM24 102H26V101H24ZM24 102H23V104H24ZM41 102V101H40ZM57 102V101H56ZM56 102L54 103V104H52V105H55L56 104ZM66 102V101H65ZM64 102V103H65ZM83 102V101H82ZM88 102H90L89 100H88ZM100 102V101H99ZM193 103V101H189V103ZM12 103V102H11ZM20 103V102H19ZM36 103V102H35ZM39 103V102H38ZM38 103L36 104V106L38 105ZM68 103V102H67ZM103 103V102H102ZM191 103H190V105H191ZM208 103V104H207ZM215 103V102H214ZM219 103V104H220ZM230 103V104H229ZM20 104H22V103H20ZM40 104V103H39ZM45 104V103H44ZM62 104V103H61ZM61 104H59V107H60V105ZM91 104V103H90ZM104 104H106L107 106H110L109 108H106L105 110H107V109H109L111 112H109V110H107V111H105V114L107 113V114H110V113H112V110L111 109H113V108H111L112 106L108 103V102H105ZM109 104V105H108ZM187 104H184L183 105V107L184 106H186ZM208 105V106H205V105ZM237 106H236V105ZM6 105V104H5ZM16 105V104H15ZM42 105V104H41ZM58 105V104H57ZM57 105H55L56 107H57ZM105 105V106H106ZM211 105V106H210ZM221 105V104H220ZM220 105H218V104H216V107H214L213 108V110L214 111H216V112H218L219 110H220V113H222L223 114V112L221 111V108L220 107H218L217 108V106H220ZM235 105V106H234ZM7 106H9V105H7ZM12 106H13V104H12ZM21 106V105H20ZM19 106V107H20ZM38 106H40V105H38ZM44 107H46L47 106V104H45V105H43ZM55 106H53V108H55ZM89 106H91V105H89ZM96 106V105H95ZM170 106H171V104H170ZM202 108H201V107ZM248 106V107H247ZM5 107V106H4ZM10 107V106H9ZM22 107H25V105L24 106H22ZM51 106H49V108H50ZM62 107H64L63 105H62ZM62 107H60V108H62ZM86 107V108H85ZM97 107H99V106H97ZM166 107L168 108L169 106L168 105H166ZM182 107V108H183ZM206 107L208 108V109H206ZM223 107V106H222ZM15 108V107H14ZM34 108V107H33ZM47 108L48 107H46V108H44V110L46 109L47 110ZM48 108V109H49ZM53 108H50V109H53ZM85 108V109H84ZM91 108V107H90ZM101 108V107H100ZM174 108H171V112L173 111V109ZM239 108V107H238ZM242 108H244V107H242ZM245 108V109H246ZM7 109V108H6ZM13 109V108H12ZM11 109V110H12ZM18 110H14L15 111V115H14V117H13V115H11V114H14V112L13 113H11L10 111H9V113H11V114H7L6 116H12L13 118H15V121H12V120H10L13 124H9V126H12L11 127V129H8V128H6V126H8V125H6L7 123H3L2 122V119H3V117L4 118H8V117H5V115H3V114H5V113H1L2 114V116H0V132H1V135L4 137V138H6V139H8V140H12V142L10 141V142H8V141H6L4 138H2V139H4L3 141H4V143L6 144V142H8V143H10L9 145H12V146H14L15 148L17 147V148H19L17 145L18 144H20V143H22L23 145H24V147L22 148V149H24L25 151H22L21 150V153H20V155H24V157H22V156H19L20 157V159L21 158H24V160H23V162H24V165L23 164H15V163H13V162H11V161H8L7 160V162L6 161H4V162H6V164H8V166L9 167H7L5 164H3L1 167H2V172H4V174L6 175H4V174H1V172H0V174L1 175H3V176H5V177H2V178H0L1 180H0V221H1V223H0V264H62V263H57L56 262V260H51V261H46V259H49V257H46V255L49 253V252H57V251H59V250H63V251H66L67 253H70V254H73L74 253V251L75 250H79V249H77V247L79 246L80 247V243H81V246L83 245L82 243H84V245L85 244H87V243H85L86 241H88L90 238L92 239V237H93V256H90V255H87L86 257H84V258H82L80 261H83L82 263H84V264H264V247H262V246H260V244L258 243V242H260L259 240H261V242L260 243H263L264 242V222H262L263 221V216H264V143H260V141H259V143H260V145H262V146H260L261 148H259V145H258V148H257V146L255 147V150H256V152H258V153H256L255 152V150L254 151H252L251 149H250V151H252L253 153H251L250 151H248L247 149H245V145H244V143H246L247 142V140L250 138H248V136H247V134L245 133V131H247V133L248 132H250V133H254L253 135H255V134H258V137L259 136H261V137H263L262 135H260L259 133L260 132H263L264 133V123H256V124H254V125H252L251 124V121L250 122H247V124L244 122V124H241V122L240 123H237V124H241V125H236L235 126V129L237 130V129H240V128H242L241 129V131H242V133H243V131H244V135H243V139H245L246 140V136H247V140H246V142H243V141H239V143H241V144H239L240 146H236V145H238V142H236V140L235 139H233V138H231L230 136H229V133H230V131L232 130L231 128H229V133L226 135L227 137H229V138H231V139H229L230 141H225L224 139L226 138L227 139V137H225V135L224 134H221L220 133V130L222 131V130H224L223 128H226L227 130H228V126L230 127H233L234 125L231 123V121L233 120H231V121H228V122H223V119H225V117H221V114H219V112L217 113L218 114V116H216L217 117V119H218V121L217 120H214L213 119V123L215 122V123H219V127L221 128H219V131H217V128H218V125L216 124V126H215V131H213L214 129H211V127H213L214 128V126L213 125H215V124H211L210 123V121L209 122H207V124H202V123H197L195 126L196 127H198V128H186L183 132H181V133H178V132H176L175 131V123H177V122H179V123H181V120L182 119H179L180 118V115H179V121H177L178 119L175 117V116H178V115H175L176 114V111L174 112L175 114H173V112L171 113L172 114V121L171 122H173L174 124H173V128L172 129H170L171 131V133L169 134L170 136H167V135H165V136H167L164 140H165V142H163V145L161 146L162 148H161V150H160V148H159V150H160V152L161 151H163L166 155H167V157L164 159V160H160V163H158L159 161L157 160V163H156V161L154 160V162H153V165H154V163L156 164V165H154V167H156V169H155V171L156 170H158V175L159 176H157L156 174H155V179H154V183L151 181V180H149L150 182H152L153 184H151L150 182H148V180H145V182H142V180L143 179H141V181H138L137 179L136 180H134L135 178H136V176L138 177V179H139V177L140 178H142L141 176H140V174L139 173H137L138 172V169H137V171L136 172H134L133 170V175L135 176V177H133L132 179H131V184L132 183H134L135 181L137 182H140L139 184H136V185H134V186H132V187H130L131 185H130V179H129V177H127L126 176V179H129L128 181L129 182H127L126 184H127V186H128V184H129V187H127V188H136L137 187V185H138V187H137V189L136 190H138V188L139 187H141V182L143 183V184H147V183H150V185H156L155 186V191H153L154 192V194L156 193V196H153L152 197V201H151V203L150 204H154L158 209H160V210H164V207H165V205H172V208L174 207L175 209H177L176 207H178V209L180 208V207H182L183 208V206L184 205H186V206H188V204L189 203H191L192 204V202L194 203V200L195 201H198V200H201V198H204L202 195H200V193L202 192V190L204 191V189H202L203 187L202 186H204L203 184H204V181H207L208 179V181L210 182H208V183H205V185L206 184H211V187H210V189L212 188H214L213 190H211V191H209L208 190V188L204 191V194H206L207 196H206V201H205V199H204V201L205 202H207L208 201V199H209V205L207 204V203H205L204 201H203V203H204V206H202L201 204H199V201H198V204H199V206H200V210L199 211H195V210H197V207H196V209L193 207V205L195 204H192V208H194L193 210L195 211V212H197L196 214H195V212L194 211H190V205L188 206V209H185V210H187V211H185L186 212V216L183 214V216H181L182 215V213H181V215H180V212H179V215H177V216H175V217H170L167 221L165 220V222L162 224L161 222L159 223L160 224V232H159V234H160V239H158V243H154V241L156 240H154L153 241V245L151 244V243H148L149 241L147 240V238H145V241H144V239L142 240V239H140L139 238V240L140 241H143V243H141V242H139L138 241V238L135 236V234H136V230H135V232H134V234H133V236L130 234V233H128V236L127 237H129V241L128 240H124L123 239V242H122V240L119 242V239H121V238H119L117 241L119 242V244L118 243H116V244H113V246H112V244L110 245L109 244V242H108V244H106V243H102V237H101V235H103V233H105V232H107V231H104L105 230V228H110V226H112L113 225V227L112 228H116L117 226H118V222L120 221L121 222V224L117 227V228H119V227H121L123 224H122V221L123 220H125L126 222L128 221V220H130V219H132L133 218V215L135 214V211L137 212V210L138 209H142L143 207L142 206H145L144 207V209L148 206V205H150L149 204V202H146V204L144 203L145 201H143V203L145 204V205H139L138 204V207H137V205H136V207H127V205L126 204H123L126 208L125 209H122L121 207H116V206H109V207H111V209L110 208H107V211L105 212L106 214L102 217V218H93V224H91V225H89V226H87L86 228H85V230L84 231H78L79 233H77V231H75V233L72 231V230H70V229H68L65 225L66 224H69V222H68V220H71V218H72V222H74V221H76V223L75 224H78L79 222H80V220H81V218L78 220V215H79V213H80V215H82L83 216V214H81V212L83 211V210H81L80 211V209L81 208H79V209H77L78 208V206H76V208H74L75 206H73L74 205V203H72V202H74V200H70L69 202V204L68 203H66V201H67V199H63L62 200V198L61 197H59V195H57V193H55V191H54V189H51V190H49L48 192H43V193H36L35 191H34V185H33V183H32V181L30 180L31 179V175L32 174H34V173H39L40 175H42V171H44L45 170V172H50L51 173V171L49 170V169H47V171H46V168L45 167H49V168H51L53 165H51L49 162V160H47V159H49L48 157H51V159H53V156H49L48 155V157L45 159L43 156H44V154L45 155H47L46 153H48V154H50V153H55L54 155H57L56 153H59V152H57L58 150L55 148V146H54V148L57 150V151H52L51 149L53 148H51V145H48L47 144V141H46V139L47 138H49V137H47V138H45L41 133H39V130H40V128H39V124H38V120L39 119H41V118H37V115H36V118L38 119H36L35 118V116H34V114H36V111H35V109H32L33 111H35V113L33 114V112H32V114L33 115H27L28 116V118H30V120L32 119V121H29L28 122V125H29V123L31 122V124L32 125H30V126H32V130H30L29 132H27V130H29V128L30 127H28L27 125V129L24 127H22L23 125H24V123H26V121H25V117H26V119H27V116H24V115H26V113L23 111V113L21 112L22 111V109L23 108H21V111L19 112V108H17ZM25 109V108H24ZM27 109V108H26ZM38 110H40L41 108H37ZM59 108H57V110L56 109H54V110H51V111H54V112H57V111H59L58 110ZM102 109V108H101ZM174 109V110H175ZM189 109V110H188ZM187 110H188V112H190V113H192L193 114V112H195L194 114H198V112H201V111H197V108H196V111H194V109H193V111H191V109L190 108H188ZM244 109V110H245ZM252 109H251V111H252ZM2 110V112H4L5 110L2 108H0V111ZM9 110V109H8ZM43 110V109H42ZM92 110V111H93ZM97 109H95V111H96ZM114 110V109H113ZM168 110V109H167ZM210 110H212V108L210 109ZM212 110V111H213ZM218 110V111H217ZM225 110V109H224ZM238 110H240V109H238ZM261 110V109H260ZM259 110V112L261 113V111ZM13 111V110H12ZM18 111V112H17ZM48 111V110H47ZM50 111V112H51ZM101 111V110H100ZM168 111H170V108H169V110ZM180 111H182L181 109H180ZM183 111H185V110H183ZM213 111V112H214ZM226 111V110H225ZM246 111V110H245ZM243 112L242 114H244V113H246L245 115H247V111L246 112ZM249 111H250V109H249ZM248 111V112H249ZM250 111V112H251ZM7 112V111H6ZM46 112V111H45ZM84 112V111H83ZM97 112V111H96ZM96 112H95V114L94 113H92L91 112V114L88 116V118H90V119H88V121L87 120H85V119H87V118H84V117H80L81 118V121L79 122L78 120V122L79 123H83L84 122V124H81L80 126H79V123H77V121H76V119L75 118H73L72 117V115L70 116L71 118H73V119H71L70 117H67V115L65 114V116L67 117V118H69V119H71V120H73L74 121V119H75V121L74 122H76V123H73V125L75 124V127L78 125V130H80V132H83V131H89L91 134H93L92 135V137H93V148H91V145H89L88 143H87V145H89V146H87L86 148L85 147H83V148H85L84 150H87V148L90 150L91 149V152L93 151V156H95L93 159H99V157H101V159H102V156H100V155H103V152H104V150L105 149H101V148H98V147H95V145L97 144V140L95 141V137H97L98 138V136L100 135L101 136V134H103V132L102 133H100L102 130H101V128H99V127H101V123H103V122H101L100 123V121L99 120H97V119H100V118H98V112H99V110H98V112H97V114H96ZM102 112V111H101ZM188 112H186V113H188ZM211 112V111H210ZM249 112V113H250ZM253 112V111H252ZM257 112V111H256ZM255 112V113H256ZM21 113V114H20ZM29 113V112H28ZM31 113V112H30ZM37 113H38V111H37ZM63 113V112H62ZM86 113V114H87ZM114 113V112H113ZM178 113V112H177ZM225 113V112H224ZM248 113V114H249ZM40 115H41V117H42V114H44V113H39ZM46 115L48 114L47 112L45 113ZM85 113H83V116H85L84 115ZM94 114V115H93ZM107 114H106V116H107ZM181 114V113H180ZM217 114H214V117H215V115H217ZM226 114V113H225ZM261 114H263V117H264V113H261ZM39 115V116H40ZM46 115H44V116H46ZM50 115V114H49ZM49 115H48V117H49ZM63 115V114H62ZM92 115V116H91ZM101 115V113L99 114V117H101L100 116ZM111 115V114H110ZM113 115V114H112ZM199 116H201L200 115V113L198 114ZM202 115V116H203ZM209 115H211V116H209ZM245 115H243V116H245ZM250 115H252V113H250ZM255 115H257V113L255 114ZM260 114H258L257 116H259ZM24 116V117H23ZM54 116H55V121H57L58 122V120H56V116H58V113L55 115L54 114ZM61 116V114L59 115V117ZM65 116L63 117V118H65ZM81 116H82V114H81ZM96 116V117H95ZM104 116V115H103ZM170 116V115H169ZM174 116V117H173ZM225 116V115H224ZM230 116H231V114H230ZM230 116H229V120H230ZM240 116V115H239ZM248 117H249V115H247ZM257 116H254V117H257ZM33 117V118H32ZM51 117H52V115L50 116V122L52 121L51 120ZM59 117H57V119H59ZM86 117V116H85ZM109 117V116H108ZM111 117V116H110ZM162 117L163 116H161V118H160V121L161 122H163V120H165L164 118L162 119ZM228 117V116H227ZM251 118H252V116H250ZM261 117H262V115H261ZM12 118V119H13ZM45 118V117H44ZM44 118L42 117V119L44 120ZM62 118V117H61ZM62 118V119H63ZM67 118H65V119H67ZM84 119V121H83V119ZM102 118V117H101ZM112 118V117H111ZM116 117H114V119H115ZM238 118V117H237ZM243 119V121H244V119L246 118V116L245 117H242ZM259 118V117H258ZM52 119H53V117H52ZM105 119V118H104ZM113 119V120H114ZM169 119V118H168ZM171 119V118H170ZM248 119V118H247ZM246 119V120H247ZM253 119V118H252ZM261 119H263V118H261ZM261 119H259V120H261ZM9 120V119H8ZM8 120L6 121L5 119H3V121H5V122H8ZM14 120V119H13ZM17 120V121H16ZM18 120H20L19 121V123H21L22 121H24V123L22 122V124L21 125H19L18 123H15V122H18ZM34 120H36V121H34ZM53 120V121H54ZM92 120V121H91ZM97 120V121H96ZM102 120V119H101ZM116 120V119H115ZM235 120V119H234ZM28 121V120H27ZM34 121V122H33ZM47 121V124H48V120H47V117H46V119H45V122ZM61 121V120H60ZM59 121V122H60ZM83 121V122H82ZM87 121V122H86ZM99 121V122H98ZM107 121V120H106ZM109 121V120H108ZM116 121H118V123H117V126H118V124L119 123H121V119H119L118 120V118H117V120ZM116 121H114L115 123H116ZM239 121V120H238ZM10 122V123H11ZM58 122V123H59ZM62 122V121H61ZM59 123V127H60V124H63L64 126H65V122H67L68 123V121L66 120V121H64V123ZM69 122H72V121H69ZM90 122V123H89ZM96 122V123H95ZM97 122H98V124L100 123L101 125H98V129H97ZM105 122V121H104ZM114 122H112V124L114 123ZM183 122V121H182ZM205 122V121H204ZM255 122V121H254ZM259 122V121H258ZM262 122H264V120H262ZM40 123V122H39ZM42 123V122H41ZM89 123V124H88ZM169 123V122H168ZM167 123V124H168ZM184 123V122H183ZM188 123V122H187ZM15 124H17V127L15 126ZM46 124V125H47ZM72 124V123H71ZM86 124V125H85ZM106 124V123H105ZM108 124V123H107ZM106 124V125H107ZM165 124V123H164ZM166 124V125H167ZM189 124V123H188ZM249 124V125H248ZM19 125V126H18ZM45 125V126H46ZM49 126L51 125V123L50 124H48ZM55 125V124H54ZM53 125V126H54ZM57 125V124H56ZM63 125H62V128H63ZM68 125H70V124H68ZM94 125H96L95 127V129H94ZM115 127L114 128H116V125L115 124H113ZM161 125L163 126V123H161ZM165 125V126H166ZM169 125V124H168ZM199 125H200V127H199ZM212 125V126H211ZM233 125V126H232ZM20 126H21V128H20ZM53 126H51L52 127V129H53ZM58 126V125H57ZM70 126H72V125H70ZM165 126H163L162 128L163 129H160V130H164V132H165V130L166 131H168L167 130V128L165 129ZM184 126H185V123H184ZM188 126V125H187ZM192 126V125H191ZM42 127V126H41ZM55 127V126H54ZM69 127V126H68ZM74 127V126H73ZM93 127V128H92ZM103 127H105L104 126V124H103ZM112 127V126H111ZM167 127V126H166ZM179 127H181V125H179ZM43 128V127H42ZM72 128V127H71ZM85 128V129H84ZM107 128H109V126L107 125ZM120 128V127H119ZM119 128H116V129H119ZM65 129V128H64ZM74 129V128H73ZM178 129V128H177ZM184 129V128H183ZM59 130V129H58ZM68 130H70V129H68ZM78 130H76V128H75V130H74V132L75 131H77L78 132ZM82 130V131H81ZM95 130V131H94ZM96 130H98V131H100L99 133L100 134H94L95 132H96ZM159 129H158V131H160ZM179 130V129H178ZM181 130V129H180ZM35 132V134H34V132ZM41 131H42V129H41ZM45 131V130H44ZM44 131H42V133L43 134H45L44 133ZM52 131V132H51ZM50 132L53 134V130H51ZM64 131V130H63ZM92 131H94V132H92ZM98 131L96 132V133H98ZM105 131H107V130H105ZM110 131V130H109ZM109 131H107V132H109ZM112 132H115L114 130H111ZM119 130H117L116 132H117V134L116 135H118L119 134V132H118ZM226 131V130H225ZM225 131H224V133H225ZM240 131V130H239ZM31 132H33V136H35V135H38V134H41V136H42V139H41V141L42 142H39V140H38V142H39V144L41 143V144H43L42 146H40L39 148H41V147H43L42 149H43V152H44V154H43V156H42V153H40L41 151H39L38 149L39 148H36V146L34 145V141H35V137H37V136H35V137H33V136H30V135H32V133ZM48 132V131H47ZM55 132V131H54ZM70 132V131H69ZM80 132H78L77 134H80V135H82ZM112 132H109V133H112ZM160 132H162V131H160ZM218 132V133H217ZM237 132V131H236ZM28 133H31V134H28ZM36 133H38V134H36ZM61 133V132H60ZM65 133H67L66 131H65ZM65 133H62V134H65ZM73 133V132H72ZM84 133V132H83ZM163 133V132H162ZM166 133H168V132H166ZM222 133H223V131H222ZM57 134V136H58V133H56ZM62 134H60L61 136L60 137H62L63 135ZM67 134H69V133H67ZM76 135V133H73V135ZM106 134V133H105ZM104 134V135H105ZM130 134V133H129ZM160 133H158V135H159ZM224 135V136H222L221 138H223V140L219 137L218 138V136L219 135ZM233 134V133H232ZM239 135L241 134V132L240 133H238ZM252 134H251V136H252ZM262 134V133H261ZM0 135V140H1V136ZM46 135V134H45ZM51 135V134H50ZM70 136H72V134H69ZM103 135V136H104ZM123 135H124V133H123ZM122 135V136H123ZM132 135V134H131ZM135 136L137 135L136 133L134 134ZM162 135V134H161ZM220 135V136H221ZM239 135H237V136H239ZM264 135V134H263ZM68 136V135H67ZM66 136V134H65V137H67ZM134 136V137H135ZM157 136V135H156ZM163 136V138H164V135H162ZM234 136V135H233ZM240 136H242V134L240 135ZM32 137H33V139H32ZM39 137V136H38ZM59 137V136H58ZM69 137V136H68ZM77 137V136H76ZM80 136H78V138H79ZM102 137V136H101ZM101 137H99L100 139H101ZM105 137V136H104ZM119 137V136H118ZM130 137H132V136H130ZM236 137V136H235ZM253 137V136H252ZM251 137V138H252ZM32 139V141H30L31 139ZM53 138H54V135H53ZM73 138V137H72ZM77 138V139H78ZM96 138V139H97ZM110 139H113V137L111 138V136L109 137ZM108 138V139H109ZM135 138H137V140H139L140 141V143L143 145V147H145V149L146 150H148L149 148H147L146 146H148L149 144H147L148 143V141H147V143H146V141H144V139H143V136L142 135H137V137H135ZM151 138V137H150ZM157 138H159V137H157ZM218 138V139H217ZM238 138L240 139V137H236V139L238 140ZM254 138V137H253ZM253 138L251 139L252 141H253ZM59 139V138H58ZM63 139V138H62ZM68 138H66V140H67ZM71 139V138H70ZM70 139H69V141H70ZM102 139H104V138H102ZM106 139V138H105ZM117 139V138H116ZM146 139V138H145ZM152 139V138H151ZM161 139V136H160V138H159V140ZM242 139V138H241ZM254 139H256V138H254ZM34 140V141H33ZM37 140V139H36ZM51 140H53V139H51ZM60 140V139H59ZM64 140H65V138H64ZM65 140V141H66ZM114 140H115V137H114ZM131 140V139H130ZM148 140H150V139H148ZM158 139H156L155 141H157ZM222 141L221 142V145H219L218 144V142L217 141ZM250 140V141H251ZM257 140V139H256ZM264 140V139H263ZM6 141V142H5ZM56 141V140H55ZM72 141H74V138H73V140ZM71 141V142H72ZM104 141V140H103ZM113 142L112 140H109V142ZM126 141V140H125ZM153 139L150 141V143H152V145L153 146H155V144H157V143H153V142H155V141H153ZM161 141H162V139H161ZM224 141V142H223ZM37 142V143H38ZM49 143L51 142V141H48ZM67 142V141H66ZM105 142V141H104ZM110 142V143H111ZM134 142V141H133ZM225 142H227V143H225ZM228 142H230V143H232L233 145H235L232 149H231V146H230V144H228ZM262 142V141H261ZM0 143H3L2 141L0 142ZM36 143V142H35ZM101 143H102V140H101ZM100 143V144H101ZM106 143V142H105ZM105 143H103V144H105ZM120 144H121V142H119ZM126 143V142H125ZM124 143V144H125ZM158 143H160V142H158ZM220 143V142H219ZM224 143V144H223ZM243 143V144H242ZM14 144H16V145H14ZM56 144H57V142H56ZM68 144H69V142H68ZM107 144H108V142H107ZM113 144H114V142H113ZM119 144V145H120ZM129 144H131V143H129ZM128 144V145H129ZM137 144V143H136ZM223 144V145H222ZM249 144H250V142H249ZM257 143H255V145H256ZM53 145V144H52ZM55 145V144H54ZM137 145H139V144H137ZM151 145V146H152ZM247 145H248V142H247ZM252 145V144H251ZM39 146V145H38ZM37 146V147H38ZM58 146V145H57ZM56 146V147H57ZM97 146V145H96ZM112 146H115V144L114 145H112ZM125 147H126V145H124ZM150 146V145H149ZM230 146V147H229ZM50 147V148H49ZM74 147V146H73ZM104 147V146H103ZM107 147V146H106ZM117 147V146H116ZM115 147V148H116ZM127 147H129V146H127ZM133 147V146H132ZM250 147V146H249ZM113 148V147H112ZM120 148V147H119ZM123 148V147H122ZM154 148V147H153ZM246 148H247V146H246ZM251 148V147H250ZM41 149V150H42ZM49 149V150H48ZM93 149V150H92ZM129 149V148H128ZM142 148H140V150H141ZM144 149V150H145ZM152 149V148H151ZM258 149V150H257ZM262 149V150H261ZM59 150H60V148H59ZM73 151H74V148L72 149ZM108 150H109V148H108ZM117 150H118V148H117ZM125 149L123 148L122 150H119V152L120 151H123L122 152V154H120L119 156H124L125 155V153H126V151H124ZM127 150V149H126ZM132 150H134V149H132ZM137 150H139L138 148H137ZM154 150V149H153ZM159 150H156V152L157 151H159ZM68 151H71L70 149L68 150ZM76 151L78 152V150L76 149ZM142 151V150H141ZM150 151V150H149ZM220 151V152H219ZM23 152V153H22ZM72 152V151H71ZM84 153L85 152H87V151H83ZM90 151L88 152V153H86V154H89V153H91ZM110 152H112V149H111V151ZM115 152H116V150H115ZM114 152V153H115ZM138 152V151H137ZM136 152V153H137ZM147 151H145V153H146ZM152 152V151H151ZM154 152V151H153ZM159 152V154H161ZM162 152V153H163ZM249 152H250V155H249ZM256 154H255V153ZM67 154V155H65V157L66 156H71V154H68V153H70V152H65V151H61L60 152V154H62V156L64 155V154ZM121 153V152H120ZM123 153H124V155H123ZM129 153V152H128ZM149 153V152H148ZM147 153V154H148ZM158 153V152H157ZM111 154V153H110ZM110 154H109V156H108V158L110 157ZM118 154V153H117ZM131 154H133V153H131ZM135 154V153H134ZM137 154H139V153H137ZM140 154H141V152H140ZM252 154V155H251ZM59 155V154H58ZM72 155H74V154H72ZM90 155V154H89ZM112 155V154H111ZM136 155V154H135ZM145 155V154H144ZM152 155V154H151ZM150 155V153H149V155L147 156V157H149V156H151ZM154 155V154H153ZM162 155V154H161ZM170 155V156H169ZM172 155V156H171ZM248 155V156H247ZM61 156V157H62ZM92 156V157H93ZM115 156L116 155H114L113 157L115 158ZM121 156V157H122ZM132 156H134V155H132ZM139 156H142V155H138V157ZM146 156V155H145ZM158 155H156L155 157H157ZM56 157V156H55ZM112 157V156H111ZM136 157V156H135ZM143 157V156H142ZM141 157V158H142ZM154 157V158H155ZM159 157H160V155H159ZM165 157V156H164ZM58 158V157H57ZM70 158V157H69ZM72 158V157H71ZM70 158V159H71ZM104 158H106L105 156H104ZM129 158V157H128ZM143 158H145V157H143ZM152 157H149V158H147L149 161H152V159H151ZM161 158V157H160ZM249 160H248V159ZM55 159L56 158H54V161H55ZM60 159V158H59ZM61 159H63V158H61ZM65 159H67V158H65ZM90 159H92V158H90ZM92 159V160H93ZM95 159V161L97 162V160ZM112 159V158H111ZM116 159V158H115ZM131 159V158H130ZM129 159V160H130ZM136 159V158H135ZM135 159H133L134 160V163H135ZM151 159V160H150ZM159 159V158H158ZM248 160L247 162H246V160ZM100 160V159H99ZM108 160V159H107ZM114 160V159H113ZM112 160V161H113ZM138 160H140V159H138ZM143 160V159H142ZM148 160H146V165L147 166H149V168H150V166H152V163L150 164H147V162H148ZM48 161V162H47ZM52 161V160H51ZM66 161V160H65ZM70 161L71 160H69L68 162L70 163ZM104 161H106V160H104ZM115 161H117V160H115ZM120 161V160H119ZM128 161V160H127ZM56 162V161H55ZM67 161L66 162H64L66 165H69V163H68ZM106 162H108V161H106ZM110 162V161H109ZM129 162V161H128ZM53 163V162H52ZM62 163V164H61ZM62 161L60 162L59 161V164H61L60 166L61 167H65L66 165L64 164ZM93 163H94V161H93ZM98 163V162H97ZM99 163H100V161H99ZM120 163V162H119ZM123 163V162H122ZM133 163V164H134ZM136 163H138V162H136ZM0 164H2L1 163V161H0ZM59 164H57V162H56V165H58L57 166V169H55L54 168V171H53V173L56 171V170H59V168L58 167H60L59 166ZM64 164V165H63ZM108 164V166H109V164L110 163H107ZM118 164V163H117ZM130 164V163H129ZM139 164V163H138ZM137 164V165H138ZM144 164V163H143ZM51 165V166H50ZM96 165V164H95ZM94 165V166H95ZM104 165H106V164H104ZM120 165H122L121 163H120ZM126 165V164H125ZM111 166V165H110ZM115 166H116V164H115ZM123 166V165H122ZM129 166V165H128ZM134 166H135V164H134ZM144 166V165H143ZM142 166V167H143ZM147 166L145 167V168H143L144 170H148V171H150V169H147ZM40 167H44L43 169L44 170H41V173H40V170L39 169H42V168H40ZM61 167H60V171H61ZM68 166H66V168H67ZM102 167H103V165H102ZM105 167H107V165L105 166ZM104 167V168H105ZM112 167V166H111ZM126 167H127V165H126ZM131 167V166H130ZM137 167V166H136ZM53 168V167H52ZM65 168V169H66ZM73 168V167H72ZM71 168V166H70V168L68 167V169H66V170H68L69 171V169H72ZM122 168V167H121ZM121 168H119V169H121ZM125 168V167H124ZM159 168V169H158ZM9 169V170H8ZM11 169V170H10ZM96 167H95V171H96ZM110 169V168H109ZM112 169H114V168H112ZM123 169V168H122ZM133 169V168H132ZM66 170H63V171H58V172H60V173H62V172H65ZM73 170H75V167H74V169H72V172H74ZM104 170H108V169H104ZM111 170V169H110ZM152 171H151V173L153 172V169H151ZM13 171V172H12ZM68 171H66V174H69L70 173V171L68 172ZM102 170H100V172H101ZM112 171V170H111ZM110 171V172H111ZM115 171V170H114ZM114 171L112 172V173H114ZM118 171V170H117ZM125 171H127V170H125ZM125 171H124V173L122 172V171H120V172H122L124 175H125ZM128 171L129 172H131L130 170H129V168H128ZM141 171V170H140ZM167 171V172H166ZM68 172V173H67ZM104 172V171H103ZM107 172V171H106ZM119 172V173H120ZM143 172V171H142ZM160 172V173H159ZM165 172V173H164ZM49 173V174H50ZM136 173V174H135ZM145 172H143L142 174H144ZM147 173H149V172H146V174ZM155 173V172H154ZM65 174V173H64ZM103 174V173H102ZM123 174H122V176H123ZM118 175H120V174H118ZM103 176V175H102ZM128 176H130V178H131V174L129 175L128 174ZM143 176H145V175H143ZM150 176V175H149ZM161 176V177H160ZM207 176H209V178H207ZM210 176H211V179H210ZM113 177V176H112ZM115 177H116V175H115ZM118 177V176H117ZM120 177H121V175H120ZM147 177V176H146ZM157 177H160V179H156ZM207 178V180H206V178ZM4 178H5V180H4ZM114 178V177H113ZM144 178V177H143ZM9 179V180H8ZM120 179V178H119ZM121 179H122V177H121ZM126 179H124V180H126ZM147 179H148V177H147ZM150 179V178H149ZM204 179V180H203ZM104 180V179H103ZM110 180V179H109ZM113 179H111V181H112ZM116 179H114L113 181H115ZM123 180V179H122ZM122 180H120V182L122 181ZM133 180V181H132ZM157 180H159V181H157ZM110 181V182H111ZM147 181V182H146ZM158 182V183H156V182ZM202 181H203V183H202ZM117 182H119V180H117V181H115V184L118 186V183ZM123 182V184H122V186L124 185V181H122ZM121 182V183H122ZM137 182V183H138ZM121 183L119 184V185H121ZM202 183V184H201ZM97 184V183H96ZM99 184H105L104 182H102V183H99ZM99 184H97V186H99V190H101V189H103V186L102 185H99ZM113 184V183H112ZM126 184H125V186L124 187H126ZM158 184V185H157ZM93 185H94V183H93ZM140 185V186H139ZM149 184H147V185H142L143 186V188H145V186L147 187V190H148V192H147V190H146V192L147 193H150V194H153V192H150L149 190H152V187H150V186H148ZM208 185H207V187H208ZM96 186V185H95ZM97 186H96V188H97ZM102 186V187H101ZM117 186H115V187H117ZM13 187H14V189H13ZM15 187H16V189L17 188H19V190H21V192L22 193H20V191H18L19 193H16V189H15ZM94 187V186H93ZM105 187V186H104ZM107 187V186H106ZM105 187V188H106ZM111 187V186H110ZM110 187H107V190H108V188H110ZM120 187V186H119ZM124 187H122V190H123V192H125V188ZM154 187V186H153ZM206 187V186H205ZM21 188V189H20ZM101 188V189H100ZM104 188V189H105ZM121 188V187H120ZM126 188V189H127ZM143 188H142V190H143ZM111 189V188H110ZM114 189V188H113ZM118 189V188H117ZM117 189H115V191L117 190ZM129 189V190H130ZM140 189V188H139ZM146 189V188H145ZM144 189V190H145ZM55 190H57V189H55ZM94 190H95V187H94V189H93V192H94ZM98 190V191H99ZM106 190V191H107ZM135 190V191H136ZM113 191L114 190H112V195H114L115 193H113ZM114 191V192H115ZM131 191L132 190H130V192H129V196L128 197H132V199L133 200H135L134 198V196H133V194L134 193H131ZM139 191H141V189L139 190ZM57 192V191H56ZM59 192V191H58ZM95 192H97V190H95ZM101 192V191H100ZM108 192V193H107ZM106 193H104V194H102V195H104L105 196V201H108L107 199H109L110 201H112V200H114V198H116V197H113L111 194H109L110 193V190L109 191H107ZM117 192H119V190H117ZM120 192H121V189H120ZM119 192V193H120ZM207 192V193H206ZM251 192V193H250ZM252 192H254V194L252 193ZM61 193H63V192H60V194ZM102 193H103V191H102ZM138 194H139V192H137ZM143 193H145L144 191H143ZM142 193V191H141V197L140 198H138V199H141L142 198V196L144 197V194ZM63 194H65V193H63ZM96 193H93V201H95V198H97V196H98V193H97V195H95ZM100 194V193H99ZM116 194H118V193H116ZM116 194H115V196H116ZM123 194V193H122ZM143 194V195H142ZM202 194H203V192H202ZM203 194V195H204ZM120 195V194H119ZM118 195V196H119ZM127 195H128V192H127ZM135 195V194H134ZM145 195H146V193H145ZM199 195H200V197H199ZM249 195V196H248ZM251 195H253L252 197H251ZM65 196H67L68 197V195H65ZM104 196H102L103 198H104ZM123 196V195H122ZM62 197H63V195H62ZM66 197V198H67ZM95 197V198H94ZM100 197V196H99ZM98 197V198H99ZM147 197V196H146ZM246 197V199H247V201H245L244 200V198ZM107 198V199H106ZM121 199H122V197H120ZM119 198V199H120ZM126 198V196L124 195V198H123V201H124V199ZM145 198V197H144ZM150 198H151V195H150ZM117 199V198H116ZM115 199V200H116ZM147 199V198H146ZM235 199V200H234ZM241 199L242 200H244L246 203L250 200L252 203L255 201V204H256V202H257V200H258V203H257V205L259 204L260 206H262V208L260 207V209L261 210H263V213L261 212V210L260 209H256L257 207H254L253 206V208L255 209V210H258L260 213H262V217H260V219L262 220V221H260V220H257L256 219V217H255V219H254V217L253 218H251V216L253 215L252 213H253V211H249V213L247 212V209H246V212L248 213H246L245 211H244V209H245V207H246V203L244 204L243 202L244 201H241ZM69 200V199H68ZM103 200V199H102ZM127 200V199H126ZM132 200V201H133ZM203 200V199H202ZM201 200V201H202ZM96 201H101L100 199L99 200H96ZM118 201V200H117ZM37 202V203H36ZM39 202V203H38ZM68 202V201H67ZM109 202V201H108ZM107 202V203H108ZM121 202H122V200H121ZM130 202V201H129ZM128 202V203H129ZM135 202V201H134ZM139 202V201H138ZM240 202H242V205L240 204ZM250 202V203H251ZM64 203H66V206H64ZM71 203H72V206H67V204L68 205H71ZM112 203H113V201H112ZM127 203V202H126ZM141 203H142V201H141ZM197 203V202H196ZM250 203L248 202V205H247V207L249 206V207H251L250 206ZM106 204V203H105ZM111 204V203H110ZM116 204V203H115ZM120 204V203H119ZM130 204H132V203H130ZM136 204V203H135ZM207 204V205H206ZM255 204H252V205H255ZM76 205H77V203H76ZM121 205V204H120ZM129 205V204H128ZM206 205V206H205ZM259 205H258V207H259ZM108 206V205H107ZM122 206V205H121ZM152 206V205H151ZM154 206V207H155ZM185 206V207H186ZM199 206H198V209H199ZM207 206H208V208H210V209H207ZM73 207V208H72ZM121 208V209H116V208ZM232 207V208H231ZM242 207V208H241ZM246 207V208H247ZM181 208V209H182ZM220 208V209H219ZM83 209V208H82ZM109 209V210H108ZM143 209V210H144ZM177 209V210H178ZM207 209V210H206ZM234 211H233V210ZM252 209V208H251ZM250 209V210H251ZM142 210V211H143ZM209 210H212L213 212H214V215L212 214L211 215V212L212 211H209ZM220 210V211H219ZM237 210V211H236ZM29 211H31V212H33L34 211V213H32L33 215H34V219H30V220H32L31 222H29L30 220H29V218H24L25 220H26V222H24V220H23V222H24V224H25V228H23L24 226H22V228H19L18 226V228H15L16 226V224H15V221H17V218H20L21 219V217L23 218V217H25V216H27L28 215V212ZM78 211H79V213H78ZM139 211L140 210H138V214H141V212L142 211H140V213H139ZM182 211V210H181ZM240 211V212H239ZM258 211H255V214H257L258 213ZM30 212V213H31ZM188 212V213H187ZM193 212V213H192ZM208 212H210V213H208ZM212 212V213H213ZM257 212V213H256ZM82 213H84L85 214V212L83 211ZM104 213V212H103ZM252 214V215H250V217L248 216L249 214ZM138 214H136V215H138ZM187 214H189V215H187ZM190 214H193V215H190ZM195 214V215H194ZM10 217H9V216ZM30 215V214H29ZM132 215V216H131ZM95 216V215H94ZM98 216H99V214H98ZM261 216V215H260ZM33 217V216H32ZM31 217V218H32ZM132 217V218H131ZM136 218V217H135ZM36 219V220H35ZM258 219H259V217H258ZM22 220V219H21ZM27 220H29V221H27ZM33 220H35L34 222H33ZM20 221V220H19ZM18 221V223H20ZM124 221V222H125ZM133 221V220H132ZM90 222V221H89ZM129 222V221H128ZM134 222H136V221H134ZM28 223V224H27ZM71 223V222H70ZM131 223V222H130ZM21 224V223H20ZM126 224H128V223H126ZM126 224H124V225H126ZM132 224V223H131ZM161 224H162V226H161ZM15 227H14V226ZM22 225V224H21ZM28 225V227H29V230H27V228H26V226ZM130 225V224H129ZM154 226H157L158 225V223L155 225V224H153ZM20 226V225H19ZM109 226V227H108ZM131 226V225H130ZM151 226V225H150ZM154 226H152V228H154ZM111 228V229H112ZM116 228V229H117ZM148 227H146V229H147ZM158 228V227H157ZM111 229H109L110 231H111ZM145 229V228H144ZM143 228H141V229H139V230H144ZM149 230H147V231H151L152 233H153V231L156 229H154L153 231H152V229L149 227L148 228ZM151 229V230H150ZM107 230V229H106ZM114 230V229H113ZM138 230V231H139ZM156 230H158V229H156ZM109 231V232H110ZM146 231V230H145ZM144 231V233H146L145 234V236L144 235H141L140 236V234H143L142 233V231H139V236L138 237H142V236H144V237H146V235L148 236L149 235V237H152V236H150V234H151V232H145ZM93 232V233H92ZM108 232V233H109ZM157 231H154V233L153 234H155ZM148 233H150V234H148ZM91 234H93V235H91ZM136 235H138V233L136 234ZM152 235V234H151ZM156 235V234H155ZM104 236V235H103ZM107 236V235H106ZM126 236H124L125 238H126ZM132 236V237H131ZM137 238H135V237ZM134 237V238H133ZM144 237H142V238H144ZM261 237V238H260ZM123 238V237H122ZM154 238V237H153ZM259 238V239H258ZM263 238V239H262ZM103 239H105V237L103 238ZM258 240V242H257V240ZM132 240L134 241V242H132ZM136 240V241H135ZM90 241V240H89ZM98 241H101V243L100 242H98ZM104 241V240H103ZM115 241V240H114ZM130 241H131V243L133 244L132 246L133 247H131V246H128L129 244H130ZM263 241V242H262ZM97 242V243H96ZM122 242V243H121ZM125 242V243H124ZM127 242H129V244H127ZM136 242V243H135ZM138 242V243H137ZM121 243V244H120ZM123 243L125 244V245H123ZM135 243V244H134ZM161 243V244H160ZM79 244V245H78ZM127 244V245H126ZM136 244H138L137 246H136ZM141 244V245H140ZM76 245H77V247H76ZM131 245V244H130ZM81 248V247H80ZM128 253V254H127ZM79 261V262H80ZM69 264V263H68ZM70 264H72V263H70ZM74 264V263H73ZM79 264V263H78Z\"/></svg>","mask_w":264,"mask_h":264}]
</instances>
